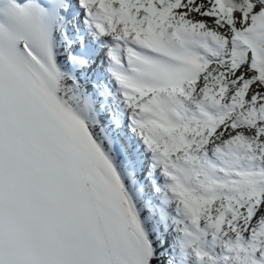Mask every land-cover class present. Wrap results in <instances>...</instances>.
<instances>
[{
    "label": "snow or ice",
    "instance_id": "snow-or-ice-1",
    "mask_svg": "<svg viewBox=\"0 0 264 264\" xmlns=\"http://www.w3.org/2000/svg\"><path fill=\"white\" fill-rule=\"evenodd\" d=\"M0 264H264V0H0Z\"/></svg>",
    "mask_w": 264,
    "mask_h": 264
}]
</instances>
